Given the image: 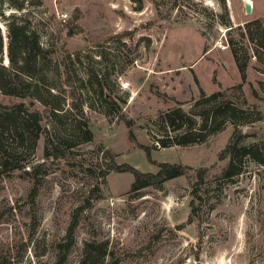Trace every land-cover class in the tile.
<instances>
[{"label": "rangeland", "instance_id": "1", "mask_svg": "<svg viewBox=\"0 0 264 264\" xmlns=\"http://www.w3.org/2000/svg\"><path fill=\"white\" fill-rule=\"evenodd\" d=\"M27 1L43 43L54 46L57 71L67 53L74 59L92 137L80 139L61 116L58 126L42 120L64 137L57 157L45 154V131L33 147L7 139L18 166L0 172V264H53L73 220L62 264H78L83 242L102 239L106 260L117 264H264V162L247 156L225 177L229 159L218 157L233 122L190 144L161 147L151 136L163 134L161 111L187 110L201 90L240 84L233 95L249 117L254 108L260 117L238 130L264 159V0H251L250 12L244 0ZM76 23L82 30L69 34ZM100 90L115 96L120 112L103 109ZM160 161L186 166L160 189L131 190L132 172L109 169L128 162L156 171Z\"/></svg>", "mask_w": 264, "mask_h": 264}, {"label": "trees", "instance_id": "2", "mask_svg": "<svg viewBox=\"0 0 264 264\" xmlns=\"http://www.w3.org/2000/svg\"><path fill=\"white\" fill-rule=\"evenodd\" d=\"M40 1L34 0L32 3L39 4ZM27 3V0H0V21L5 25L4 32L0 27V172L18 166L14 162L17 149L23 144L33 147L43 131L46 135L45 154L57 157L62 153L64 137L45 128L43 117L50 118L53 126H58L61 116H66L76 127V135L80 139L92 137L86 118H83L86 93L83 84L78 82L82 81V76L73 65L74 59L67 53L63 59L62 71H57L59 65L54 58V46L43 43L38 26L32 23L27 14ZM259 21L253 20L255 23ZM80 30L82 26L78 23L68 27L69 34ZM77 58L79 61V56ZM69 69L74 71L70 72ZM62 73L64 74L59 82ZM244 76L242 74L243 78ZM234 91L241 93V85L210 93L201 90L187 110L176 105L161 111L156 124L163 134L156 137L151 133V136L156 138L161 147L190 144L205 140L230 121L235 125V130L218 153L220 159H229L222 172L223 176L231 177L239 173L247 156L264 162L257 143H243L245 134L238 130L239 124L259 118L260 110L254 108L256 115L249 117L247 109L233 95ZM97 96L102 99L101 105L105 111L110 109L112 112H120L114 95L100 90ZM1 97L9 99L3 101ZM67 98L71 100L68 108H65ZM35 101L43 107H32ZM241 102L245 103V99ZM7 139L16 140L18 148L10 146ZM65 145L70 147L72 142H66ZM143 146L148 154L149 145ZM185 167L179 162L160 161L156 171H143L128 162H113L109 169L132 172L134 178L130 189L137 191L147 185L160 189L166 179L182 174ZM107 171L103 170L102 174L105 175ZM204 171L205 167L198 169L199 181L203 179ZM191 205L193 210V200ZM74 223V220L71 221L66 234L58 242L57 258L53 264H62L66 259L73 243ZM109 254L106 240H85L78 264H117L116 261L106 260Z\"/></svg>", "mask_w": 264, "mask_h": 264}, {"label": "water", "instance_id": "3", "mask_svg": "<svg viewBox=\"0 0 264 264\" xmlns=\"http://www.w3.org/2000/svg\"><path fill=\"white\" fill-rule=\"evenodd\" d=\"M244 8H245V11H246V12H250L252 6H251L250 3H248V2L245 1V2H244ZM0 27L2 28V31L4 32V31H5V25L3 24L2 21H0Z\"/></svg>", "mask_w": 264, "mask_h": 264}, {"label": "bare ground", "instance_id": "4", "mask_svg": "<svg viewBox=\"0 0 264 264\" xmlns=\"http://www.w3.org/2000/svg\"><path fill=\"white\" fill-rule=\"evenodd\" d=\"M248 2V3H250L251 4V6H252V2H251V0H244V2Z\"/></svg>", "mask_w": 264, "mask_h": 264}]
</instances>
